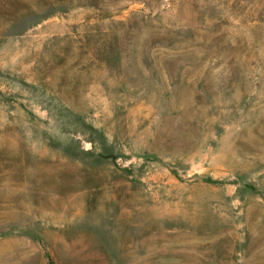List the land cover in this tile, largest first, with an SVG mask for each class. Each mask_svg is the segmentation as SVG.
I'll list each match as a JSON object with an SVG mask.
<instances>
[{"label":"rangeland","instance_id":"374dc122","mask_svg":"<svg viewBox=\"0 0 264 264\" xmlns=\"http://www.w3.org/2000/svg\"><path fill=\"white\" fill-rule=\"evenodd\" d=\"M0 264H264V0H0Z\"/></svg>","mask_w":264,"mask_h":264}]
</instances>
